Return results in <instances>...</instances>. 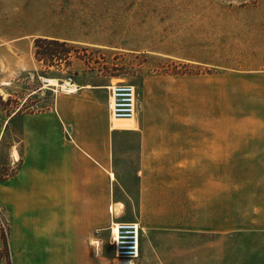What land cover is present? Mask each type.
<instances>
[{
    "label": "rangeland",
    "instance_id": "1",
    "mask_svg": "<svg viewBox=\"0 0 264 264\" xmlns=\"http://www.w3.org/2000/svg\"><path fill=\"white\" fill-rule=\"evenodd\" d=\"M16 33L31 41L20 51L0 50V264H113L111 222L136 220L135 199L115 210L113 200L102 198L109 180L90 172L89 183L79 179L72 186L93 193L90 211L24 212L26 174L15 145L21 132L8 128V118L48 108L54 94L44 79L61 85L68 76L98 91L102 101L121 81L134 85L139 97L146 82L173 76L181 77L186 97L197 100L206 86L208 123L223 127L224 147L237 145L221 165L222 232L145 228L133 264H264V0H0V34ZM53 33L76 42L59 40L72 54L49 67L36 58L34 41ZM122 159L134 167L132 155ZM120 183L125 180L117 178L109 188ZM50 220L79 222L92 231L76 229L68 243L65 236H48ZM73 240L80 255L69 250Z\"/></svg>",
    "mask_w": 264,
    "mask_h": 264
},
{
    "label": "crops",
    "instance_id": "2",
    "mask_svg": "<svg viewBox=\"0 0 264 264\" xmlns=\"http://www.w3.org/2000/svg\"><path fill=\"white\" fill-rule=\"evenodd\" d=\"M8 35L0 34V50L20 51L21 45L31 41L23 33ZM44 37L76 42L75 38L59 33ZM177 79L181 77L144 84L140 97L138 93L133 120L136 123L132 128L115 127L109 117V98L102 101L97 98L98 91L82 85L74 93L57 92L54 86H49L47 90L53 92L54 98L48 108L36 113L11 114L8 128L13 126L14 131L21 132L15 145L16 148L19 145L26 174L22 189L30 191H25L24 212L43 208L63 213L86 210L85 207L90 211L93 193L85 187L77 191L74 187L78 188L79 183L72 186L79 179L89 183L94 179L90 173H96L97 177L109 180L108 191L102 198L109 203L113 200L115 210L135 199V221L143 229L222 232L221 165L224 156L228 157L233 150L237 152V145L224 147L223 127L208 123L206 86L196 100L186 97L187 91ZM192 79L206 83L201 77ZM95 111L102 114V123L96 120ZM15 121L16 124H10ZM124 155L134 157L133 168L124 163ZM81 166L86 171H81ZM117 178L125 183L111 190V182ZM46 223L48 236H65L68 243L70 237L77 235L76 229L92 231L89 225L79 222L75 227L71 220ZM71 242L69 250L80 255L81 248L74 246L75 240ZM76 264L82 263L78 260Z\"/></svg>",
    "mask_w": 264,
    "mask_h": 264
},
{
    "label": "built area",
    "instance_id": "3",
    "mask_svg": "<svg viewBox=\"0 0 264 264\" xmlns=\"http://www.w3.org/2000/svg\"><path fill=\"white\" fill-rule=\"evenodd\" d=\"M72 84L73 78L68 76L63 84ZM108 111L109 117L113 120H133L138 109V91L136 87L127 82L121 81L112 83L109 87ZM55 91H63L62 87ZM111 234V246L113 248L114 261L118 264L125 261L126 264H133L138 260L141 253L143 228L139 222L112 221L109 226Z\"/></svg>",
    "mask_w": 264,
    "mask_h": 264
},
{
    "label": "trees",
    "instance_id": "4",
    "mask_svg": "<svg viewBox=\"0 0 264 264\" xmlns=\"http://www.w3.org/2000/svg\"><path fill=\"white\" fill-rule=\"evenodd\" d=\"M34 44L36 58L49 67L58 62H68L73 50L66 42L57 39L39 37L35 39ZM59 48L61 51L58 50ZM2 236L4 249L8 252V243L5 235Z\"/></svg>",
    "mask_w": 264,
    "mask_h": 264
},
{
    "label": "bare ground",
    "instance_id": "5",
    "mask_svg": "<svg viewBox=\"0 0 264 264\" xmlns=\"http://www.w3.org/2000/svg\"><path fill=\"white\" fill-rule=\"evenodd\" d=\"M44 82H45V86L62 87V90L65 92H68V93H74L78 90L77 84H75V83H72V84H66L65 83L63 85H59V82L56 79H44ZM133 120L132 121H130V120H114V126L118 127V128H132L135 126V123H136ZM118 264H126V262L121 261Z\"/></svg>",
    "mask_w": 264,
    "mask_h": 264
}]
</instances>
